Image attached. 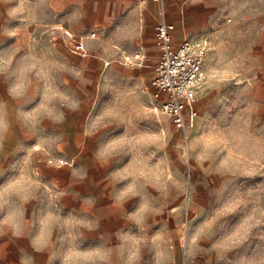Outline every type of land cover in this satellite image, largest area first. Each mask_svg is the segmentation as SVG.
I'll list each match as a JSON object with an SVG mask.
<instances>
[{
	"label": "rangeland",
	"instance_id": "1",
	"mask_svg": "<svg viewBox=\"0 0 264 264\" xmlns=\"http://www.w3.org/2000/svg\"><path fill=\"white\" fill-rule=\"evenodd\" d=\"M205 2L185 135L152 109L135 0H0V230L23 234L0 264H90L121 247L131 264H264V0ZM56 20L86 56L27 41Z\"/></svg>",
	"mask_w": 264,
	"mask_h": 264
},
{
	"label": "built area",
	"instance_id": "2",
	"mask_svg": "<svg viewBox=\"0 0 264 264\" xmlns=\"http://www.w3.org/2000/svg\"><path fill=\"white\" fill-rule=\"evenodd\" d=\"M161 5L163 0H152ZM229 19H223L217 24V31H221ZM174 26L161 22L154 27V46L158 57L152 67V77L149 81L151 91V105L154 112L166 117L172 126L187 134L193 128L197 118L195 104L198 100V91L202 80L204 55L208 47L205 38L196 40L184 39L175 43L173 39ZM100 27L87 32V41L98 37ZM49 36L53 41H60L70 53L81 57L86 56L88 48L83 37L69 31L62 23L48 25L33 36ZM140 53L126 57L125 62L133 66L141 62Z\"/></svg>",
	"mask_w": 264,
	"mask_h": 264
},
{
	"label": "crops",
	"instance_id": "3",
	"mask_svg": "<svg viewBox=\"0 0 264 264\" xmlns=\"http://www.w3.org/2000/svg\"><path fill=\"white\" fill-rule=\"evenodd\" d=\"M135 1H136V14L138 16L139 23L141 27H144L146 31H148L149 35L153 39L154 50L151 49L149 52L155 53L154 61L150 66V70L142 74L143 78H145L146 80V85H147L146 87L149 88L148 85L152 77V67L155 64L156 59L158 57V52L154 46V37H153L154 27L161 22L172 24L174 28L177 29L175 35L173 31V39L175 43H179L180 41L186 39L187 37L193 39L197 38L200 33H191V29L195 27L193 17L195 13L198 12L199 8L204 6L206 2L205 0L204 1L201 0L197 2L192 1L191 3H188L186 6H184L185 4L182 3L183 0H163L161 5L153 3L152 0H135ZM55 23H62L69 31L74 33L72 27L68 22L63 20H56L35 27L27 35L26 37L27 41L31 43H36L46 37L49 40H51L47 35H43L42 37L37 36L36 39H33L32 37L38 35V32L44 27L48 25H53ZM95 27H100V26H94L90 30H92ZM216 32L219 31H217L216 29ZM200 38L208 39V37H200ZM197 39H199V37ZM138 53H140V51H138ZM143 56H145V54H143ZM141 61L143 62V58ZM1 221H6V220L3 218L1 219ZM19 234L18 235H15V233L13 234V231L10 228L0 230V254L11 252V248L19 247L21 245V237L23 234L22 233ZM16 237H19V239H17Z\"/></svg>",
	"mask_w": 264,
	"mask_h": 264
},
{
	"label": "clouds",
	"instance_id": "4",
	"mask_svg": "<svg viewBox=\"0 0 264 264\" xmlns=\"http://www.w3.org/2000/svg\"><path fill=\"white\" fill-rule=\"evenodd\" d=\"M8 2H11V0H8ZM16 12H18V9ZM16 12L11 13L10 16L15 18ZM90 264H131V262L124 258V249L121 247L118 250L96 257Z\"/></svg>",
	"mask_w": 264,
	"mask_h": 264
},
{
	"label": "bare ground",
	"instance_id": "5",
	"mask_svg": "<svg viewBox=\"0 0 264 264\" xmlns=\"http://www.w3.org/2000/svg\"><path fill=\"white\" fill-rule=\"evenodd\" d=\"M174 31H175V28H174ZM202 77H203V74H202Z\"/></svg>",
	"mask_w": 264,
	"mask_h": 264
}]
</instances>
